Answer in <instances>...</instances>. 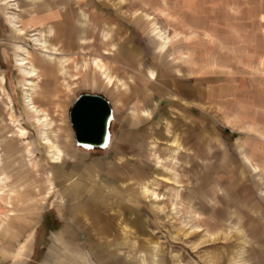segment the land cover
Listing matches in <instances>:
<instances>
[{
    "label": "rangeland",
    "instance_id": "obj_1",
    "mask_svg": "<svg viewBox=\"0 0 264 264\" xmlns=\"http://www.w3.org/2000/svg\"><path fill=\"white\" fill-rule=\"evenodd\" d=\"M0 180V264H264V0H0Z\"/></svg>",
    "mask_w": 264,
    "mask_h": 264
},
{
    "label": "water",
    "instance_id": "obj_2",
    "mask_svg": "<svg viewBox=\"0 0 264 264\" xmlns=\"http://www.w3.org/2000/svg\"><path fill=\"white\" fill-rule=\"evenodd\" d=\"M111 118L112 108L105 96L91 92L78 94L68 109L74 143L82 147H104Z\"/></svg>",
    "mask_w": 264,
    "mask_h": 264
},
{
    "label": "crops",
    "instance_id": "obj_3",
    "mask_svg": "<svg viewBox=\"0 0 264 264\" xmlns=\"http://www.w3.org/2000/svg\"><path fill=\"white\" fill-rule=\"evenodd\" d=\"M113 115V110H112ZM125 120V119H124ZM123 118H119V123L123 124L125 126V121ZM110 123V122H109ZM110 125V124H109ZM115 128V133L113 130V139H110L109 147L107 152L104 154L103 157L98 158L97 164L100 167L104 164L110 163L113 165H122V164H129V165H135L144 163L143 161L138 160V156H129V157H122V151H129L131 154H134L135 149H137V140H138V134L132 132L131 130L123 129L117 127ZM109 132V129H108ZM111 136V135H110ZM105 148V146H104ZM120 158V159H118ZM14 264H22L21 258L15 259Z\"/></svg>",
    "mask_w": 264,
    "mask_h": 264
},
{
    "label": "bare ground",
    "instance_id": "obj_4",
    "mask_svg": "<svg viewBox=\"0 0 264 264\" xmlns=\"http://www.w3.org/2000/svg\"><path fill=\"white\" fill-rule=\"evenodd\" d=\"M57 35L59 36L60 39L63 38L66 35V30H59L58 33H57ZM68 44H66V45H68ZM109 143H110V134L108 132L107 137H106L105 147H107L109 145ZM84 148H89V147H84ZM18 256H19V254H18Z\"/></svg>",
    "mask_w": 264,
    "mask_h": 264
}]
</instances>
